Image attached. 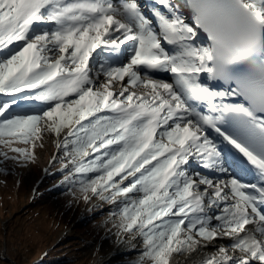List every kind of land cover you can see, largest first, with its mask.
Segmentation results:
<instances>
[{"label":"snow or ice","instance_id":"6c2138e0","mask_svg":"<svg viewBox=\"0 0 264 264\" xmlns=\"http://www.w3.org/2000/svg\"><path fill=\"white\" fill-rule=\"evenodd\" d=\"M0 94V157L34 163L51 135L62 183L141 239L135 264H264V0H0Z\"/></svg>","mask_w":264,"mask_h":264},{"label":"rangeland","instance_id":"374dc122","mask_svg":"<svg viewBox=\"0 0 264 264\" xmlns=\"http://www.w3.org/2000/svg\"><path fill=\"white\" fill-rule=\"evenodd\" d=\"M18 44L22 42L9 46ZM39 107V102H30L17 111ZM22 144L16 142L13 147L32 150L31 142ZM39 144L37 140L34 163L0 162V264H97L122 243L113 227L119 221L109 217L115 205L95 196L85 203L81 193L62 183L66 173L52 160L62 156L54 138L45 134L43 147ZM5 149L0 147V151ZM127 238L128 234H122L123 242ZM132 244L104 264H135L143 245L139 240V247L130 251ZM182 257L178 254L172 263H180Z\"/></svg>","mask_w":264,"mask_h":264},{"label":"bare ground","instance_id":"6f19581e","mask_svg":"<svg viewBox=\"0 0 264 264\" xmlns=\"http://www.w3.org/2000/svg\"><path fill=\"white\" fill-rule=\"evenodd\" d=\"M138 3H141L143 5V8L144 10L147 12V11H150L148 8H147V2L146 0H138ZM131 42H129L130 44ZM10 47V46H9ZM170 77V74H162L161 77H158V78H164L166 79L169 83H171V79L169 78ZM210 135L214 138L217 139V141L220 143V146L224 149V152L226 154V156L228 157V159L231 161L232 163V169L233 171L245 182H254L256 180V178H252V177H256L254 176V172L251 171V169H244V168H238V164H237V161L235 160L236 158L233 156L234 154V150L230 147L227 146V143L224 142L222 140V138L218 137L215 133L213 132H210ZM23 145V144H22ZM228 147V148H227ZM6 150V149H5ZM10 155V154H9ZM14 155V154H13ZM0 162H2V160L4 159H1L0 158ZM250 168V167H249ZM191 169L195 172H204L205 170L202 169L198 163H195L193 162L191 164ZM227 178V177H225ZM118 179V178H117ZM127 183V182H126ZM128 241L127 242H122L120 245H118L117 247H115L114 249H112L110 252H113L114 255H118L120 253H123L124 251H126L128 249V246L130 243H133L132 246L130 247V251L131 250H135L137 249L139 246H138V241L141 240L139 237H137L135 240H129V237L127 238ZM210 251L211 249L209 250H206L204 252H202L200 255H197V254H192L191 256L187 255V254H184L182 259L183 261H181L180 263L178 264H193V261H196V260H199L203 255H208L210 254ZM125 253V252H124ZM109 254V253H108ZM112 256L113 258H115L116 256ZM178 254H174L171 259H170V264H173L172 263V259L177 256ZM111 258V259H113ZM176 264V263H175Z\"/></svg>","mask_w":264,"mask_h":264},{"label":"water","instance_id":"95a60500","mask_svg":"<svg viewBox=\"0 0 264 264\" xmlns=\"http://www.w3.org/2000/svg\"><path fill=\"white\" fill-rule=\"evenodd\" d=\"M113 255H114V253H113V252H110V253L107 255L106 258L100 260L99 263H97V264H104V263H106L107 261H109V260L112 258ZM114 256H116V255H114Z\"/></svg>","mask_w":264,"mask_h":264},{"label":"trees","instance_id":"16d2710c","mask_svg":"<svg viewBox=\"0 0 264 264\" xmlns=\"http://www.w3.org/2000/svg\"><path fill=\"white\" fill-rule=\"evenodd\" d=\"M59 264H62V263H59Z\"/></svg>","mask_w":264,"mask_h":264}]
</instances>
